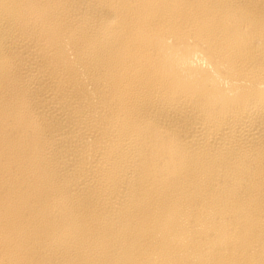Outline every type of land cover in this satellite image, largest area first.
<instances>
[{"label": "bare ground", "instance_id": "6f19581e", "mask_svg": "<svg viewBox=\"0 0 264 264\" xmlns=\"http://www.w3.org/2000/svg\"><path fill=\"white\" fill-rule=\"evenodd\" d=\"M0 264H264V0H0Z\"/></svg>", "mask_w": 264, "mask_h": 264}]
</instances>
